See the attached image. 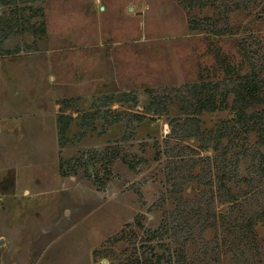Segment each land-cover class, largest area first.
<instances>
[{
    "label": "rangeland",
    "instance_id": "rangeland-1",
    "mask_svg": "<svg viewBox=\"0 0 264 264\" xmlns=\"http://www.w3.org/2000/svg\"><path fill=\"white\" fill-rule=\"evenodd\" d=\"M208 8L189 9L180 0H16L0 6V264H118L129 257L174 264L143 254L137 242L141 230L159 225L173 206L164 200L170 183L159 158L166 164L165 152L158 155L154 141L169 132L180 106L146 113L138 123L100 117L86 128L76 115L122 92L135 95L137 104H114L109 116L145 113L149 90L192 82L200 70L221 79L219 60L241 59V37H258L264 45V0L232 11L234 28L224 35L189 28L192 17L216 16V7ZM231 102L229 96L224 108L200 115L204 138L235 119ZM250 111L264 113V104ZM63 114L72 120L61 139ZM257 139L255 130L249 140ZM182 144L187 159L205 155L195 137ZM96 149L110 158L98 160L90 175L80 159ZM122 157L129 160L122 163ZM208 166L195 164L187 177L199 179ZM188 183L184 196L196 184ZM258 230L264 235L262 225ZM124 235L130 236L119 238Z\"/></svg>",
    "mask_w": 264,
    "mask_h": 264
},
{
    "label": "trees",
    "instance_id": "trees-1",
    "mask_svg": "<svg viewBox=\"0 0 264 264\" xmlns=\"http://www.w3.org/2000/svg\"><path fill=\"white\" fill-rule=\"evenodd\" d=\"M15 1L0 0V6L14 4ZM218 1L180 0L189 9L209 10V5L217 9L216 16L208 11L205 15L190 18L189 28L217 35L230 33L234 28L229 22L230 13L248 11L260 0H232L229 5L223 1L218 4ZM37 31L43 33L45 29L39 25ZM238 44L242 55L239 61L226 64V60H219L224 74L221 79L203 77L200 70L198 78L192 82L149 90L147 92L152 100L143 108L145 113L135 115L117 111L109 116L110 107L114 104L125 106L128 101L137 104L135 95L122 92L103 96L93 108L76 115L84 120L82 127L86 128L100 117L110 124L118 121L130 124L133 118L138 123L147 116L146 113L162 115L169 104L180 106L179 114L170 119L169 132L162 141L159 138L154 141V145L159 147L158 155L163 149L165 152L166 164L160 160L162 156L159 158L164 176L170 183L164 200L171 201L173 206L164 212L165 217L159 225L141 230V240L137 242L143 254L151 252L158 262L264 264V235L258 230L259 225L264 227V152L259 147L264 146V113L250 111L252 106L264 104V45L258 37L252 36L241 37ZM229 96H232L230 108L235 119L208 131L204 138L200 115L224 108ZM58 120L59 137L62 139L72 117L63 114ZM128 127L130 129V125ZM255 130L258 131V139L253 143L249 136ZM128 137L129 133L125 141ZM189 137L198 140V151H203L205 155L188 159L183 156L186 145L182 142ZM87 152V157L80 162L90 175L97 173L98 160L109 162L110 155L105 150ZM115 158L116 155L112 162ZM120 160L126 163L129 159L122 157ZM204 161L208 162V168L204 169L199 179L190 180L187 175L193 173L195 164ZM246 161L248 174L245 175L242 168ZM190 181L196 184L190 183L192 192L184 196L185 185ZM164 200L162 197L161 202ZM130 235L119 238L127 239ZM151 262L150 257L135 261L129 257L118 264Z\"/></svg>",
    "mask_w": 264,
    "mask_h": 264
}]
</instances>
